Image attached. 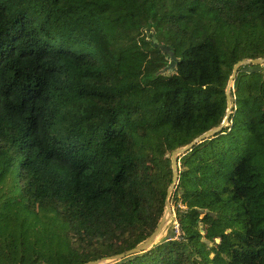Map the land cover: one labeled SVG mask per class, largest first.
Returning <instances> with one entry per match:
<instances>
[{"label": "trees", "instance_id": "obj_1", "mask_svg": "<svg viewBox=\"0 0 264 264\" xmlns=\"http://www.w3.org/2000/svg\"><path fill=\"white\" fill-rule=\"evenodd\" d=\"M263 57L264 0H0V264L142 242ZM229 94L178 160V236L111 264H264V64Z\"/></svg>", "mask_w": 264, "mask_h": 264}, {"label": "water", "instance_id": "obj_2", "mask_svg": "<svg viewBox=\"0 0 264 264\" xmlns=\"http://www.w3.org/2000/svg\"><path fill=\"white\" fill-rule=\"evenodd\" d=\"M249 64H254V65H261L264 64V57L263 58H256V59H242V60H238L234 63L233 67H232V71L231 74L228 78L227 81V85L225 88V97H226V101H227V108H226V116L228 115L229 111H230V94H229V89L231 87V83L232 81H234V78L236 76V72L237 70L243 66V65H249ZM225 116V118L222 120V122L215 126L212 127L210 129H208L207 131L201 133L200 135H198L197 137H195L191 142H189L188 144L176 148L174 149L171 153H170V164H171V171H172V178H171V183L166 191V196H165V208H164V213L158 223V225L156 226V228L139 244H137L136 246L125 250L121 253H117L114 254L110 257H107L106 259H110L112 260V263L120 261L126 257H129L131 255L134 254H138L141 253L143 251H145L146 249L150 248L154 243H156L157 241H159V237L160 234L170 216V213L172 212V209L170 207V197L173 191L174 186L177 183V178H178V173H177V167H178V159L180 155H183L184 153H186L187 151H189L193 145H195L196 143H199L205 139H207L210 136H213L215 133H217L222 126H224L226 124V119L227 117ZM100 259H95L92 261H88L84 264H98ZM111 264V263H110Z\"/></svg>", "mask_w": 264, "mask_h": 264}, {"label": "rangeland", "instance_id": "obj_3", "mask_svg": "<svg viewBox=\"0 0 264 264\" xmlns=\"http://www.w3.org/2000/svg\"><path fill=\"white\" fill-rule=\"evenodd\" d=\"M232 84H233V81L231 83V86H232ZM226 123H227V121H226ZM180 156H179V158H180ZM170 207L172 209V212L170 213V216H169V218H168V220H167V222H166V224H165V226H164V228L160 234V237H159L160 240L163 239L164 237H166L167 234L171 232V230H170L171 228L175 232V237L178 236V223L175 220V215H174L173 207L171 204H170ZM202 233L205 234V231H202ZM110 263H112V260L102 258L98 264H110Z\"/></svg>", "mask_w": 264, "mask_h": 264}]
</instances>
